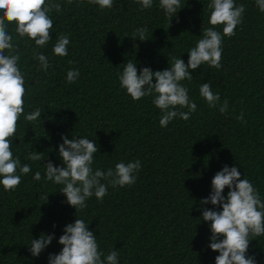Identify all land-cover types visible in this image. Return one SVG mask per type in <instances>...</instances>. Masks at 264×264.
<instances>
[{"label": "trees", "instance_id": "1", "mask_svg": "<svg viewBox=\"0 0 264 264\" xmlns=\"http://www.w3.org/2000/svg\"><path fill=\"white\" fill-rule=\"evenodd\" d=\"M55 2L62 11L50 13L52 40L36 49L52 65L47 72L38 70L34 41L20 39L14 23L8 28L26 74L25 114L36 107L43 111L41 121L31 123L22 115L13 137L14 156L30 164L31 171L21 175L14 191L0 185V264H48L49 254L63 247L58 240L64 227L77 216L90 223L105 255L119 252L118 264H215L219 253L207 247L210 222L202 220L200 209V201L211 193L214 175L224 165L236 166L264 199V13L255 0H235L246 8L236 35L223 40L222 67L203 64L192 72V81H182L197 110L187 121L176 118L161 127V112L152 97L133 101L120 87L118 73L129 59L137 63L138 72L143 67L162 71L174 57L187 64V51L210 27V0H181L184 8L171 22L159 0L144 10L135 0H113V7L103 10L87 0ZM139 27L148 28L147 40L131 38ZM61 33L70 34L65 57L52 51ZM70 69L80 72L72 84L66 80ZM205 82L219 92L221 103L228 100L227 114L200 97L199 87ZM241 111L246 123L236 119ZM61 134L95 140L99 152L94 154V170L139 159L136 183L109 186L102 201L93 196L76 216L60 185L33 179L37 171L44 177L48 160L62 166ZM32 150L44 153L43 159L26 160ZM227 192L225 188L223 194ZM204 208L216 210L210 203ZM42 233L55 238L33 257L29 244ZM248 254L264 264V236L250 241Z\"/></svg>", "mask_w": 264, "mask_h": 264}, {"label": "clouds", "instance_id": "2", "mask_svg": "<svg viewBox=\"0 0 264 264\" xmlns=\"http://www.w3.org/2000/svg\"><path fill=\"white\" fill-rule=\"evenodd\" d=\"M72 2L73 0H68L69 4ZM76 2L79 4L80 0ZM87 2L101 10L113 7V0ZM135 2L140 5L141 10L153 7V0ZM255 4L264 13V0H255ZM159 7L170 22L184 8L181 0H159ZM207 8L210 27L203 29L201 38L187 51V64L180 57H174L169 62V67L162 71L143 67L138 72L137 63L129 59L122 72L118 73L120 87L133 101L152 97V104L161 112V127H167L176 118L187 121L197 110L196 102L189 97V89L182 81H192V72L203 64L217 70L222 67L223 40L236 35L235 30L243 22L246 6L237 5L235 0H210ZM53 11H62L61 4L55 0H0V185L5 191L18 188L21 175H27L31 171V165L22 164L20 157L14 156L12 150L13 137L20 118L23 115L24 120L29 123L41 121L43 111L36 107L25 114L26 74L19 64V46L13 43L14 36L9 33L8 28L14 23L15 33L20 39L34 41L32 55L39 62L38 70L47 72L52 65L48 57L36 49L44 48L52 40L50 33L53 19L50 18V13ZM218 26H222V31L217 30ZM147 33V27H139L131 38L145 41ZM69 36L70 34L64 33L57 36L52 49L54 55H68ZM79 75L78 69H70L67 71L66 80L72 84ZM199 95L210 108L219 106L218 111L222 115L227 114L228 100L221 103L219 92L212 91L210 82L200 85ZM243 117L241 111L236 119L246 123ZM61 140L58 155L62 166H54L48 160L45 163L44 177L37 171L33 179L39 181L43 178L60 185V192L66 197V203L76 210V216L87 208L86 202L93 196L102 201L108 195L109 186L123 188L136 183L142 167L139 159L128 163L119 162L114 169L108 168L107 171L99 168L94 170V154L99 152L95 140L73 136L69 139L64 134H61ZM43 156L44 153L32 150L25 159L35 162L41 161ZM225 188L228 189L226 196L223 194ZM47 197L48 195L46 200ZM209 203L216 210L204 208ZM200 209H203L202 220L210 222L211 235L207 247L219 253L215 257V264H257L256 257L248 253L250 241L264 236V199L249 179L241 177L238 167L224 165L214 175L211 180V193L200 201ZM89 224L78 216L73 223L67 224L58 240L63 247L58 254H49L48 264H118L119 252L110 250L105 255L100 250L94 231L89 230ZM54 238V234L42 233L39 239L31 240L28 251L33 257H38Z\"/></svg>", "mask_w": 264, "mask_h": 264}]
</instances>
